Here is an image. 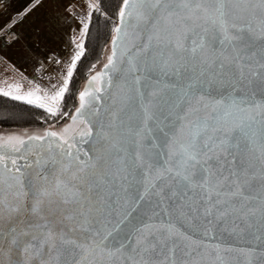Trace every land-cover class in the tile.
Returning a JSON list of instances; mask_svg holds the SVG:
<instances>
[{
    "label": "snow or ice",
    "instance_id": "snow-or-ice-1",
    "mask_svg": "<svg viewBox=\"0 0 264 264\" xmlns=\"http://www.w3.org/2000/svg\"><path fill=\"white\" fill-rule=\"evenodd\" d=\"M52 2L68 56L39 61L20 26L45 0H0V62L49 78L0 82L47 125L0 135V264H264V0ZM101 17L110 54L74 93Z\"/></svg>",
    "mask_w": 264,
    "mask_h": 264
},
{
    "label": "trees",
    "instance_id": "trees-1",
    "mask_svg": "<svg viewBox=\"0 0 264 264\" xmlns=\"http://www.w3.org/2000/svg\"><path fill=\"white\" fill-rule=\"evenodd\" d=\"M105 3L108 6L109 14L115 16L121 0H105ZM112 26V22L109 21L107 22V27H105V22L101 17V23L98 29V38H96L97 30H93V39L89 43V48L94 49V51L90 50L87 53V59L79 65L78 73L71 85L74 93H78L84 82L88 79L90 75L89 68L95 64L97 70H99L105 62L109 51L110 44L108 42L111 37ZM74 104H77V101H69L68 110L70 112L74 110ZM42 115L43 113L41 110H37L32 106L0 97V130H42L47 127L46 124L41 123L40 117Z\"/></svg>",
    "mask_w": 264,
    "mask_h": 264
},
{
    "label": "rangeland",
    "instance_id": "rangeland-1",
    "mask_svg": "<svg viewBox=\"0 0 264 264\" xmlns=\"http://www.w3.org/2000/svg\"><path fill=\"white\" fill-rule=\"evenodd\" d=\"M27 32V31H26ZM26 32H22L24 34L25 39L29 42L31 37H28L29 34H26ZM46 42V47L41 46L36 50V56L39 61H44L47 58L57 57V58H63L68 56V51L64 47H53V42H50L48 40ZM66 51V54H65ZM55 53H58L59 56H56ZM63 53V55H61ZM109 53V52H108ZM3 55L7 58L5 62H0V82H3L5 80L8 81V83H12L13 81H20L24 85V90H27L29 88V81H31L33 84H41L43 86H48L49 78L47 74H43L41 72V69L39 67V64L37 63L36 66H33L32 61H26L18 51L15 49L9 50L7 52H4ZM65 55V56H64ZM58 65L53 64L52 68L56 69L58 68ZM24 132H33V131H19V130H0V135H7V134H19Z\"/></svg>",
    "mask_w": 264,
    "mask_h": 264
},
{
    "label": "crops",
    "instance_id": "crops-1",
    "mask_svg": "<svg viewBox=\"0 0 264 264\" xmlns=\"http://www.w3.org/2000/svg\"><path fill=\"white\" fill-rule=\"evenodd\" d=\"M3 3L11 5L10 7L6 8L5 11L8 14H14L21 8H23L27 3L28 0H3ZM54 13V4L52 0H45L44 6L33 12L24 22L23 25L20 26V31L26 32L29 34L28 37L30 38L29 44L36 45L39 43V47L47 46L46 40L53 42V47H64V38L61 36H51L49 34L48 28L45 26L46 22L49 17H51ZM23 36H25L23 34ZM26 37V36H25ZM66 54V51H65ZM56 56H59L58 53H55ZM63 55V53H61ZM65 56V55H64ZM50 57H52L50 55Z\"/></svg>",
    "mask_w": 264,
    "mask_h": 264
},
{
    "label": "water",
    "instance_id": "water-1",
    "mask_svg": "<svg viewBox=\"0 0 264 264\" xmlns=\"http://www.w3.org/2000/svg\"><path fill=\"white\" fill-rule=\"evenodd\" d=\"M110 47L111 46L109 45V50H110ZM108 52H109L108 54H110V51H108ZM105 62H106V59H105ZM86 81L84 82V84L82 85L80 90H82L85 87ZM113 91H115V89H113ZM77 103H78V101H77ZM80 147L83 149L84 152H90L91 149H92V145L89 144V143L81 144ZM126 147H128L129 152H131L133 146L131 145V141L130 140L128 141ZM221 242L232 244L235 247H244V248L250 247V246H254L256 244L255 241H249V240H246V239H238V238H234V237L233 238H227L226 237Z\"/></svg>",
    "mask_w": 264,
    "mask_h": 264
}]
</instances>
